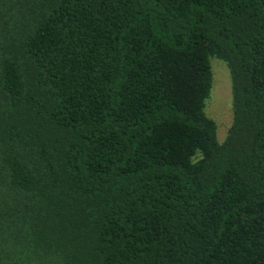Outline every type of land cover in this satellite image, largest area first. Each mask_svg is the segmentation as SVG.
Segmentation results:
<instances>
[{"label":"trees","instance_id":"obj_1","mask_svg":"<svg viewBox=\"0 0 264 264\" xmlns=\"http://www.w3.org/2000/svg\"><path fill=\"white\" fill-rule=\"evenodd\" d=\"M0 264H264V0H0Z\"/></svg>","mask_w":264,"mask_h":264},{"label":"rangeland","instance_id":"obj_2","mask_svg":"<svg viewBox=\"0 0 264 264\" xmlns=\"http://www.w3.org/2000/svg\"><path fill=\"white\" fill-rule=\"evenodd\" d=\"M210 69L212 83L204 103V114L214 122L216 141L221 143L232 121L230 80L225 65L217 59H210Z\"/></svg>","mask_w":264,"mask_h":264}]
</instances>
